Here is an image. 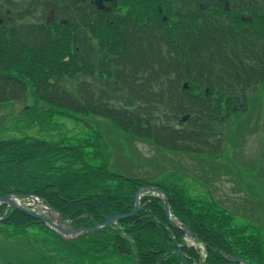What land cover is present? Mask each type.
<instances>
[{"label": "trees", "instance_id": "trees-1", "mask_svg": "<svg viewBox=\"0 0 264 264\" xmlns=\"http://www.w3.org/2000/svg\"><path fill=\"white\" fill-rule=\"evenodd\" d=\"M230 2L225 11L221 0H117L100 10L90 0H36L14 13L10 28L7 21L0 26V104L28 101L32 93L26 115L33 125L63 111L86 113L161 150L218 157L221 116L228 118L264 84V0ZM73 78L72 90L65 82ZM88 137L0 140V197L36 196L75 229L121 218L66 241L24 212L5 215L3 204L0 227L14 235L39 227L91 262L228 264L225 254L264 264L259 226L234 224L224 207L194 199L167 180L119 174L102 133ZM145 185L168 195L172 216L195 234L194 245L170 226L158 195L145 194L142 209L130 216Z\"/></svg>", "mask_w": 264, "mask_h": 264}, {"label": "rangeland", "instance_id": "rangeland-1", "mask_svg": "<svg viewBox=\"0 0 264 264\" xmlns=\"http://www.w3.org/2000/svg\"><path fill=\"white\" fill-rule=\"evenodd\" d=\"M9 7L12 9L11 17L15 12L25 11L28 3L27 0H0V11ZM52 19L53 15L49 20ZM244 19L251 20L250 12ZM11 26L8 22L7 28ZM76 84L74 78L65 82L72 90ZM256 90L248 93L247 102L240 101L239 106L233 107L228 118L221 116L225 121L219 127L224 136V148L218 157L161 150L149 140L137 139L117 129L109 120L86 113L66 114L63 111L49 122L33 125L26 115L29 106L34 104L32 93H29L28 101L0 104V140L31 136L57 143L75 138L84 140L99 131L108 146L113 170L119 174L146 179L151 183L156 180L175 183L194 199L213 201L227 209L234 216V224L259 226L264 235V84ZM148 193L162 198L158 193L145 192ZM15 200L21 207L40 210L31 199L15 197ZM139 205L141 207V203ZM42 215L57 218V222L62 223L57 214L42 211ZM65 228H68L67 225ZM175 229L183 231L188 245H194L195 235L192 232L187 234L182 229ZM15 233L14 229L0 227L3 264H134L120 258L100 262L79 258L70 250L59 247L49 233L36 226L27 228L25 234ZM177 247L179 254L182 252L181 256L186 258L183 245Z\"/></svg>", "mask_w": 264, "mask_h": 264}, {"label": "water", "instance_id": "water-1", "mask_svg": "<svg viewBox=\"0 0 264 264\" xmlns=\"http://www.w3.org/2000/svg\"><path fill=\"white\" fill-rule=\"evenodd\" d=\"M103 1H109V0H93V4L96 7L103 8ZM222 1L225 3V8L228 10L230 8V2H229V0H222ZM205 6H206V3L203 4V7H205ZM245 16H248V14H245ZM241 102H243V101H241ZM145 192H152V193H158L160 195H163L164 200H165V202H164L165 211H166L167 217H169L170 225L172 227L177 228V229L184 230L182 227H178L177 223L173 221L172 216L170 215V208H169V205H168V197L158 187H156V188H153V187H144V188L140 189L136 193V195H135L136 196V209L130 215H133L135 212H137V211H139L141 209V207L139 205L140 204V199H141L142 194H145ZM16 198H18V197H16ZM32 200H34L35 202H38L39 201L36 198H33ZM1 203L8 204L10 209L11 208H15V209L20 210L21 212H25L27 215H29V216H31L33 218L38 219L40 222H44V223L46 222L47 224H49L50 228L53 231H55L56 233L57 232L60 233L64 237L65 236H68V235H71L72 237H77V236H80L81 234H83V233L86 232L83 229H79V230L71 229V228L64 229L63 226L61 225V223H56V222H54L52 220V218L41 215L39 211H35V210L34 211H30V210L25 209L24 207H20V205L15 200V196H11V197L10 196H5V197H2V198H0V204ZM46 208H48L50 211H53L55 213L57 212L58 215H59V219L61 221V215H60V213L57 210L55 211V210L51 209L48 206H46ZM119 218H121V217L120 216H114V217H112V218H110L108 220L107 224H112L113 222H115ZM184 231L187 233V230H184ZM228 259L230 261V264H250L249 262L240 260L238 258L236 259V258L228 257ZM183 260H184V258H183Z\"/></svg>", "mask_w": 264, "mask_h": 264}, {"label": "bare ground", "instance_id": "bare-ground-1", "mask_svg": "<svg viewBox=\"0 0 264 264\" xmlns=\"http://www.w3.org/2000/svg\"><path fill=\"white\" fill-rule=\"evenodd\" d=\"M37 205H38V207L42 210V211H48V212H52V211H49V209H47L46 207L44 208V206H43V204L40 202V201H38L37 203H36ZM1 206V205H0ZM8 213L6 212V214L5 215H7ZM56 215V214H55ZM29 216V215H28ZM55 220H56V218H54ZM57 223V222H56ZM71 236V235H70ZM71 237H68V241H69V239H70Z\"/></svg>", "mask_w": 264, "mask_h": 264}, {"label": "flooded vegetation", "instance_id": "flooded-vegetation-1", "mask_svg": "<svg viewBox=\"0 0 264 264\" xmlns=\"http://www.w3.org/2000/svg\"><path fill=\"white\" fill-rule=\"evenodd\" d=\"M6 16H7V15H3V18L5 19Z\"/></svg>", "mask_w": 264, "mask_h": 264}]
</instances>
